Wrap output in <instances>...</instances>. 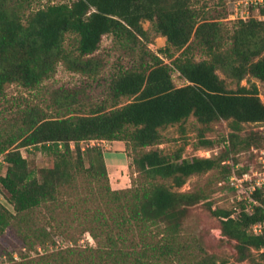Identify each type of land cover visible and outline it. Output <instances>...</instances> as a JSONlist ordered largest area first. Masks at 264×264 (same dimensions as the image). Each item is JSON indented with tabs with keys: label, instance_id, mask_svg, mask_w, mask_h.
<instances>
[{
	"label": "trees",
	"instance_id": "trees-1",
	"mask_svg": "<svg viewBox=\"0 0 264 264\" xmlns=\"http://www.w3.org/2000/svg\"><path fill=\"white\" fill-rule=\"evenodd\" d=\"M41 1L0 0V98L7 85L36 89L58 64L95 79L105 66L97 54L104 36L117 43L118 65L100 101L78 99L84 88H63L46 109L21 100L5 109L10 117L3 115L0 127L6 161L0 188L13 210L0 203V264H228L197 253L183 238L190 207L206 197L181 187L190 176L216 168L224 179L240 177L249 167L230 163L231 154L251 149L256 162L257 148H264V131L241 134L244 123L264 122V101L250 82L264 85V19L255 16L264 15V6L250 8L246 19H229L225 11H206L207 0H44L36 6ZM144 20L165 37L161 52L169 63L147 47ZM67 34L72 47L64 45ZM173 70L185 84H174ZM123 97L132 99L119 105ZM74 103L79 111L59 114ZM190 116L201 124L229 121L219 153L185 158L180 150L169 154L157 147L162 129ZM103 140L125 143L129 187H110L103 148L89 144ZM213 144L200 135V146ZM29 146L49 155L50 165L31 168L21 152ZM81 173L88 190L79 186ZM206 205L221 237L234 242L236 260L264 264V228L252 230L264 224V191L246 193L229 208ZM84 232L95 246L77 245ZM54 236L74 244L58 247Z\"/></svg>",
	"mask_w": 264,
	"mask_h": 264
},
{
	"label": "rangeland",
	"instance_id": "rangeland-1",
	"mask_svg": "<svg viewBox=\"0 0 264 264\" xmlns=\"http://www.w3.org/2000/svg\"><path fill=\"white\" fill-rule=\"evenodd\" d=\"M69 0H53L52 2H68ZM206 5L208 12L214 13L215 11H219L223 13L224 11L229 13L228 17L231 19L236 17L237 15H242L244 10L241 5L238 4V0H207ZM45 4V1H41L37 3L36 6H40ZM233 15H230L232 14ZM244 15V14H243ZM229 18V19H230ZM226 20V19H225ZM228 26H232V22H227ZM143 29L147 30L150 36L149 41L146 43L147 47L163 58L166 63H169V59L163 57L162 49L165 47V37L156 34L151 26V23L147 20L142 21ZM72 36L70 34L66 35V39L64 45L66 47H72L74 41L72 40ZM118 46L114 41L112 36H104L100 45V48L97 51V54L104 60V68L101 70L99 76L95 79L82 76L80 74L70 72L66 70L61 64H58L57 69L53 76L44 80L42 84L36 89L26 90L21 88L20 86L11 84L7 85L5 88L6 98H0V127L3 125V115H7L6 117H10L9 111L5 110L6 108L10 109L14 107L15 100L28 101L35 104L40 105L44 109L47 108L48 103L51 100V96L55 90L60 89H81L84 88V92L78 99H82V101L88 97L89 100L86 103H93L95 100L100 101L102 98L106 97V89L105 85L106 81L110 77V74L117 68L118 65ZM177 54V53H176ZM126 61V60H124ZM173 82L176 86H180L185 84L184 79L179 76V73L176 70L171 72ZM223 77L222 74H220ZM228 86L230 88H234L235 84L231 83L227 80ZM250 82H255L258 87V92L260 98L264 101V85L257 81L254 78H250ZM242 85H247V80L244 79L241 81ZM9 102H7V100ZM132 98H121L119 100V105L125 104L130 101ZM78 103H74L70 108L62 109L59 111L60 115L65 114L68 109L70 110H78ZM57 110L51 109L49 114L56 115ZM264 122L262 123H244L242 125L241 134L249 133L250 131L262 132L264 131ZM231 129L229 126V121L227 120H219L216 122H212L209 124H201L199 123L193 116L188 117L182 124H175L172 126H168L161 130L162 139L161 144L157 145L160 149H162L166 153H174L177 150L181 151V155L185 158L197 155V156H207V155H215L219 153L223 149L222 139L226 138L230 133ZM264 133V132H262ZM200 135L211 139L214 141L213 146L211 147H202L199 145ZM102 146L105 150V146L102 141L94 142ZM91 145L92 143L89 142ZM82 147L87 145L86 142L80 143ZM264 145V141L261 146ZM110 148H108L109 150ZM207 150V151H205ZM259 147L257 148V153H259ZM22 155L27 158L29 166L31 168H41L48 167L51 163L50 156L46 153L41 152L38 148L34 146H29L28 148L21 149ZM229 162L233 161L237 163L236 167H246L249 168H257V160L254 161L252 156L251 149L238 152L236 154H231ZM233 159V160H232ZM122 165L126 166V164L130 162V158L128 160L125 158L122 160ZM1 163V162H0ZM251 165V166H250ZM2 166V165H1ZM87 166V164H85ZM248 168V169H249ZM107 169V168H106ZM121 170L120 175L124 176V180L126 184H114V181L118 176V171L115 172L114 168H109L107 170L109 184L112 189H121L126 188L131 185V173L125 168L119 167ZM2 171V170H1ZM225 173L221 169H213L203 174H197L190 176L185 184L181 187V190L189 191V190H197L200 189L203 191L205 195V200L202 202L190 207L188 216L184 220L182 235L184 239H188L192 242V246L195 248L197 253H203L204 251L210 254H213L216 258L224 259L228 262V264H253L248 261L238 262L235 258V249L234 242L224 240V237L218 233V225L219 221L216 217H214L211 211L208 209L206 202H210L212 209L215 207H223L229 208L234 205L244 196L246 195L244 185L241 184L239 186H232V183L228 179H224ZM110 178L113 183H110ZM121 179V178H117ZM80 184L79 186L89 189L90 185L86 177H84L83 173L79 175L78 178ZM237 183V182H235ZM0 203L4 205L9 210H13L12 205L7 200V196L4 190L0 188ZM45 214L44 212L40 213ZM88 235L92 239L91 235L88 232H84L81 236L77 237V245L79 246H95V242L92 239L88 240ZM54 241L58 247H65L67 245H73L74 242L66 241L61 236H54ZM39 252H42L40 248H38ZM173 264H180L175 261Z\"/></svg>",
	"mask_w": 264,
	"mask_h": 264
},
{
	"label": "built area",
	"instance_id": "built-area-1",
	"mask_svg": "<svg viewBox=\"0 0 264 264\" xmlns=\"http://www.w3.org/2000/svg\"><path fill=\"white\" fill-rule=\"evenodd\" d=\"M238 2H239L238 4L241 5L240 7H242L246 11L243 12L244 15L240 14V15H237L236 17H233L232 19H236V18L246 19L249 16H251L250 8L257 9L258 7L264 6V0H238ZM230 15H233V13ZM255 16H257L258 18L264 19V15L256 14ZM91 143L93 144L94 141H91ZM258 152L259 153H257V156H256V160L258 163L257 168L256 167L249 168L240 177H236L234 175L230 177L232 186H236L237 188V186L243 184L245 192L247 194H250L252 191L258 188L264 191V148L260 149ZM0 162H1L0 166L6 164V161L4 160L2 155H0ZM263 228H264V224H255L253 225L252 230L255 234H260L262 233ZM88 240L92 242L91 241L92 239L90 238L89 235H88Z\"/></svg>",
	"mask_w": 264,
	"mask_h": 264
},
{
	"label": "crops",
	"instance_id": "crops-1",
	"mask_svg": "<svg viewBox=\"0 0 264 264\" xmlns=\"http://www.w3.org/2000/svg\"><path fill=\"white\" fill-rule=\"evenodd\" d=\"M102 143L104 144L103 146H105L106 148L105 150L103 149V156L107 170L109 168H114L115 172L118 171L119 175L121 173L119 167L128 170V163L126 164V166L122 165L123 162L122 160H124L125 158L128 160V156L125 152V143L120 140H112V141L103 140ZM108 148L110 149L108 150ZM117 178H121V179L119 180ZM117 178L114 181V184H119V183L126 184L124 180V176L120 175ZM110 183L111 184L113 183L111 178H110Z\"/></svg>",
	"mask_w": 264,
	"mask_h": 264
}]
</instances>
